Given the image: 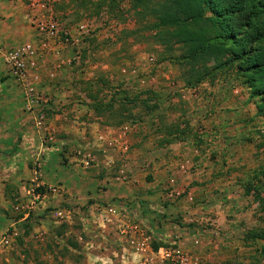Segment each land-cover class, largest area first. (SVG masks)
Segmentation results:
<instances>
[{"label": "rangeland", "instance_id": "374dc122", "mask_svg": "<svg viewBox=\"0 0 264 264\" xmlns=\"http://www.w3.org/2000/svg\"><path fill=\"white\" fill-rule=\"evenodd\" d=\"M81 1L88 4L76 7ZM94 2L96 0L23 1L29 17L33 14L38 21L54 23L58 29L79 39L75 46L59 45L56 38L45 39L47 46L63 47L69 52L65 61L54 67L52 76L46 75L47 80L64 84L59 91L76 99V104L83 107L85 100L91 101L92 97L102 103L111 99L109 115L112 117L105 118L110 112H103L101 118L109 125L121 115L135 119L116 127L124 133L128 147L123 154L118 153L117 158L125 160L133 150L138 154L156 150V160H169V174L163 177L154 193L194 191L198 193L193 195L198 197L197 201L199 193H206L203 201L208 200L209 213L219 218L218 233L223 234L218 235L217 242L230 248L227 258H222L224 250L218 254L221 259L218 264H264V239L249 238L252 233H261L264 237V120L255 114V100L248 98L246 89L229 72L218 73L214 80H205L194 88H185L183 67L169 59L163 48L150 38L140 40L126 35L128 30L139 26L125 1L112 11L107 10L104 3L95 8ZM80 24L86 26V34L77 31ZM211 65V60H206L201 66L209 68ZM33 70L28 72L27 81L36 82ZM9 78L21 95L23 105L19 109L27 112L21 86ZM34 92L38 97L35 87ZM43 105L38 102L32 108L43 114L46 111ZM31 125L37 129L33 123ZM20 136L15 135V146ZM45 144L51 146L49 142ZM54 153L51 152V156ZM21 159L18 147L8 149L6 154L0 153V212L11 225L6 231L10 236L8 246L0 249V264H86L85 249L100 243L103 230H108L107 237L123 245L114 247L123 257L110 254L112 260L147 264L138 263L132 253L129 240L139 236L132 233L131 227H139L146 236L149 234L133 218L132 206L106 203L117 205L120 215L125 217L122 219L130 232L122 236L117 225L104 226L97 221L98 209L106 204L86 207V203H50L48 190L39 186L41 192H37V179L30 180L38 173L37 161L21 162ZM148 159L147 156L143 165L149 164ZM79 168H82L80 164ZM50 169V178H61L57 167ZM80 170L88 172L87 168ZM144 172L138 173L141 184L150 182V176ZM126 175L123 171V176ZM127 179L124 177V181ZM248 188L251 190L247 191ZM161 201L156 210L166 207L167 202ZM151 215L164 220L163 213L152 212ZM182 219L176 218L184 223ZM225 233L229 237H225ZM99 248L96 245L97 251ZM249 257L252 263L245 261Z\"/></svg>", "mask_w": 264, "mask_h": 264}, {"label": "crops", "instance_id": "0c3cea01", "mask_svg": "<svg viewBox=\"0 0 264 264\" xmlns=\"http://www.w3.org/2000/svg\"><path fill=\"white\" fill-rule=\"evenodd\" d=\"M23 1L0 0V47L2 48L11 49L24 43L38 45L35 23L39 19L33 14L31 17L26 14L27 9ZM62 48L48 46L35 61L32 71L37 77L35 91L39 102L44 104L42 109L46 110L43 113L42 126L38 130L32 127L28 112L19 109V106L23 105L20 92L0 62V153L6 154L8 149L18 147L22 157L21 162L37 161L38 173L30 180L37 179L40 188L44 191L48 190L50 203L65 202L71 205L86 203V207L106 203L129 204L126 207L132 206L133 218L149 233L150 252L161 248L176 249L187 257V264H218L221 260L218 254L223 250L225 252L222 258H227L230 248L225 243L217 242L218 235L223 234L218 233L219 218L215 219L213 214L209 213L208 200L203 201L205 192L199 193L198 201V197L193 196L198 193L194 191L154 193L153 191L163 182V177L169 174L170 161L166 158L160 162L156 160L158 158L154 155L156 150L143 151L139 154L133 150L130 155L124 157L126 161L120 157L118 161V153L123 154V151L128 149L123 138L124 133L119 132L116 127L102 123V115L95 114L92 109V100H85L84 107L76 104V99L59 91L60 86L64 84L52 79L47 80L46 75L51 77L54 67L63 63L69 53L68 50H64L66 48ZM16 134L21 136L15 146ZM46 142L51 146H47ZM51 152H55L54 156H51ZM83 155L90 157L88 172L80 170L83 167L79 168V161ZM147 156L150 162L143 165ZM120 161L125 162L118 165ZM54 167L59 169L60 179L49 177L48 171ZM140 170H144V174L150 176L148 177L150 182L142 184L138 182ZM123 171L124 175L128 173L126 181ZM134 182L138 184L134 185ZM159 200L167 202L162 210L155 209ZM152 212L163 213L164 220H158L155 215H151ZM181 217L184 223L176 220ZM10 226L5 215L0 212V236ZM102 232L104 236L101 235L100 243L92 244V249H85L84 262L98 264L99 260L105 264L108 262L125 264L123 260H112L110 257L111 254L122 258V253L120 254L114 247L121 248L123 245L117 239L107 237L108 230ZM224 235L229 237L227 233ZM96 245L100 247L98 251L95 249ZM152 245L157 248L153 250ZM150 252L134 255L136 261L141 263V258L149 260ZM245 261L252 263L251 257ZM149 263L158 264L157 261L152 260Z\"/></svg>", "mask_w": 264, "mask_h": 264}, {"label": "trees", "instance_id": "16d2710c", "mask_svg": "<svg viewBox=\"0 0 264 264\" xmlns=\"http://www.w3.org/2000/svg\"><path fill=\"white\" fill-rule=\"evenodd\" d=\"M124 1L139 26L126 35L150 38L163 48L169 59L183 67L185 88L229 72L246 89L248 98L255 100V114L264 120V0H96L94 7L104 3L112 11ZM87 4L81 1L76 7ZM206 60H211V67L201 66ZM94 99V113L102 118L103 112H110L105 118L112 117L111 99L106 103ZM128 121L135 119L121 115L111 125L102 123L117 127ZM37 192H41L39 187ZM249 238L264 239L261 233H252Z\"/></svg>", "mask_w": 264, "mask_h": 264}, {"label": "built area", "instance_id": "2783aa9c", "mask_svg": "<svg viewBox=\"0 0 264 264\" xmlns=\"http://www.w3.org/2000/svg\"><path fill=\"white\" fill-rule=\"evenodd\" d=\"M79 34H86V26L80 24L77 27ZM35 32L37 33V44L24 43L15 48L6 49L0 47V62L6 69V72L10 77H12L19 85L26 102V111L31 115L33 126L37 129L41 128L44 116L42 113H37L33 110V106L38 103V97L34 92L35 82L27 81L29 78L28 72L35 67V61L40 57L41 53L47 49V41L45 39H55L59 40V45H72L75 46L79 43V39L72 37L67 31L58 29L54 23H45L37 21L35 23ZM37 77L34 78L36 80ZM32 84V86H31ZM34 104V105H33ZM90 162L89 155H83L80 158V165L83 168H87ZM35 186L39 187V184ZM98 219L97 221L101 225L113 224L119 230L120 235L124 236L128 232V226L125 225L122 218L124 216L120 215V211L114 205L106 204L98 209ZM61 215V212H58ZM63 215V214H62ZM127 221V219H125ZM132 233H138V238H130V244L132 245V253L134 255H139L150 252L148 247V236H146L143 231L138 227V229L133 226L131 227ZM8 232L3 233L0 236V249L6 248L9 243ZM151 258L144 260L141 258V263L150 264V260L157 261L158 264H187V257L176 249L161 248L154 252L149 253Z\"/></svg>", "mask_w": 264, "mask_h": 264}]
</instances>
